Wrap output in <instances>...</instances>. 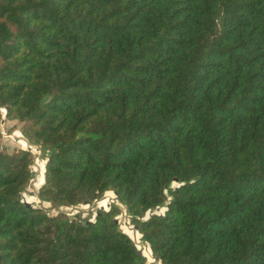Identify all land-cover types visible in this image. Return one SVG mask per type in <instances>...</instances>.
I'll return each instance as SVG.
<instances>
[{"label": "trees", "instance_id": "trees-1", "mask_svg": "<svg viewBox=\"0 0 264 264\" xmlns=\"http://www.w3.org/2000/svg\"><path fill=\"white\" fill-rule=\"evenodd\" d=\"M0 108L40 201L114 192L159 264H264V0H0ZM34 158L0 141V264H147L118 204L26 205Z\"/></svg>", "mask_w": 264, "mask_h": 264}, {"label": "rangeland", "instance_id": "rangeland-1", "mask_svg": "<svg viewBox=\"0 0 264 264\" xmlns=\"http://www.w3.org/2000/svg\"><path fill=\"white\" fill-rule=\"evenodd\" d=\"M5 115L6 113L3 108V112H1V117H0V141L1 144H3V150L10 152L14 148H23V149H30L35 154L34 164L32 166V169L35 172V176L31 179L29 185L22 193V200L24 202H29L31 205L45 208L48 211L49 215H55L58 212H63L67 214L69 217H72L76 214H80L82 218H86L88 214L92 213L90 220L93 219V215L97 208H101V209L108 208V206L103 207L102 204L101 205L97 204V200L91 204H78L74 206H60V207H52L48 202L40 201L37 197V191L42 183L38 182V176L43 178V174L42 172L38 173L36 169L39 168V170H42L44 160L41 156V151L35 146H31V148H29V145L27 144L26 140L23 138V135L20 131L22 124L16 120L6 119ZM19 133H21L22 136L20 135L19 137H17V134ZM175 184L176 182L172 183V185ZM104 198H110V196L105 195ZM112 203L118 204L122 209L121 213L118 216H116L120 228L126 231L132 238L136 239L138 237V234L134 229H132L133 228L132 225L130 223H127L130 221L124 207L116 201L115 196ZM162 211H163V207H159L153 210V212L155 213H162ZM148 215H149V211L145 214V216ZM137 246L138 248L141 249L143 254L146 255L147 261L150 262L152 258L148 246L140 241L137 242ZM148 264H159V263L156 261L154 262L152 261Z\"/></svg>", "mask_w": 264, "mask_h": 264}, {"label": "water", "instance_id": "water-1", "mask_svg": "<svg viewBox=\"0 0 264 264\" xmlns=\"http://www.w3.org/2000/svg\"><path fill=\"white\" fill-rule=\"evenodd\" d=\"M4 111H5V113H6V109H4ZM1 112H3V108H0V114H1ZM29 148H31V145L29 146ZM44 181V180H43ZM174 182H176V179H174ZM43 183V182H42ZM113 194L115 195V193L113 192ZM25 204L26 205H31L29 202H25ZM84 204H88V203H84ZM166 209V207H163V211ZM163 211H162V213H163ZM146 217H148V216H146ZM116 220H117V218H115ZM127 223H130V222H127ZM132 227H133V229H135L136 231H137V226H135V225H132ZM123 231V230H122ZM123 232H125V231H123ZM126 233V232H125ZM127 234V233H126ZM128 235V234H127ZM129 236V235H128ZM141 236V235H140ZM130 237V236H129ZM130 239H132L131 237H130ZM133 240V239H132ZM149 246V245H148ZM150 248V247H149ZM138 249V252L140 253V254H142V255H144L143 254V252L141 251V249L140 248H137ZM150 252H151V250H150ZM145 256V255H144ZM151 256H152V253H151ZM153 258V262L154 261H156L157 259L155 258V257H152Z\"/></svg>", "mask_w": 264, "mask_h": 264}, {"label": "bare ground", "instance_id": "bare-ground-1", "mask_svg": "<svg viewBox=\"0 0 264 264\" xmlns=\"http://www.w3.org/2000/svg\"><path fill=\"white\" fill-rule=\"evenodd\" d=\"M20 135H21V133L17 134V137H19ZM21 136H22V135H21ZM27 146H28V145H27ZM36 171H37L38 173L42 172V174H43V171H44V161H43L42 170H39V168H37ZM35 179H36V178H35ZM43 180H44V175H43V178H41L40 176H38V182H39V183H42ZM70 212H71V211H70ZM70 212H69V213H70ZM128 226H129V225H128ZM130 227H131V226H130ZM131 228H132V227H131ZM132 229H133V228H132ZM134 230H135V229H134ZM123 231H124V230H123ZM135 231H136V230H135ZM125 232H126V231H125ZM136 232H138V231H136ZM126 233H127V232H126ZM127 234H128V233H127ZM139 235H140V234H139ZM138 237H139V236H138ZM138 237H137L136 239H134V238H132V239H134L136 242H139V241H138ZM134 240H133V241H134ZM135 241H134V242H135ZM135 244H136V243H135ZM146 244H147V243H146ZM147 245H148V244H147ZM148 247H149V246H148ZM149 252H150V248H149ZM150 255H151V252H150ZM151 258H152V256H151ZM152 260H153V258H152ZM152 260H151L150 262H152ZM150 262L147 261L146 263L148 264V263H150Z\"/></svg>", "mask_w": 264, "mask_h": 264}, {"label": "built area", "instance_id": "built-area-1", "mask_svg": "<svg viewBox=\"0 0 264 264\" xmlns=\"http://www.w3.org/2000/svg\"><path fill=\"white\" fill-rule=\"evenodd\" d=\"M30 146V145H29ZM115 196V195H114ZM113 202V200L111 201V203ZM111 203H109L107 206L108 208L110 207ZM108 208H103V209H108Z\"/></svg>", "mask_w": 264, "mask_h": 264}]
</instances>
